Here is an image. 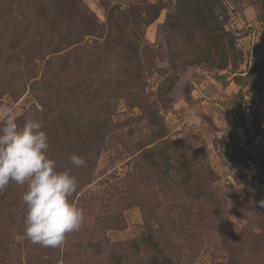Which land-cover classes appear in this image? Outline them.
Masks as SVG:
<instances>
[{
	"label": "rangeland",
	"instance_id": "obj_1",
	"mask_svg": "<svg viewBox=\"0 0 264 264\" xmlns=\"http://www.w3.org/2000/svg\"><path fill=\"white\" fill-rule=\"evenodd\" d=\"M261 83L264 0H0V105L42 121L84 210L34 244L10 180L0 264H264V134L239 110Z\"/></svg>",
	"mask_w": 264,
	"mask_h": 264
},
{
	"label": "clouds",
	"instance_id": "obj_2",
	"mask_svg": "<svg viewBox=\"0 0 264 264\" xmlns=\"http://www.w3.org/2000/svg\"><path fill=\"white\" fill-rule=\"evenodd\" d=\"M0 122V192L10 180L19 185L27 182L22 197L27 207L25 236L44 248L62 246L66 234L79 230L84 220V210L69 200L77 190V179L70 169L57 171L47 156L42 121L27 118L21 126L14 109L0 105ZM69 160L74 167H86L78 154ZM259 203L264 208V200Z\"/></svg>",
	"mask_w": 264,
	"mask_h": 264
},
{
	"label": "built area",
	"instance_id": "obj_3",
	"mask_svg": "<svg viewBox=\"0 0 264 264\" xmlns=\"http://www.w3.org/2000/svg\"><path fill=\"white\" fill-rule=\"evenodd\" d=\"M239 110L253 121H257L264 134V83L258 86L245 85L239 96Z\"/></svg>",
	"mask_w": 264,
	"mask_h": 264
},
{
	"label": "trees",
	"instance_id": "obj_4",
	"mask_svg": "<svg viewBox=\"0 0 264 264\" xmlns=\"http://www.w3.org/2000/svg\"><path fill=\"white\" fill-rule=\"evenodd\" d=\"M88 21H89V19H88Z\"/></svg>",
	"mask_w": 264,
	"mask_h": 264
}]
</instances>
